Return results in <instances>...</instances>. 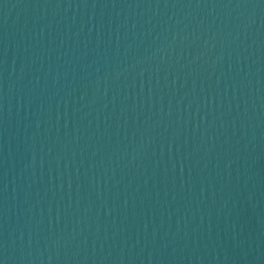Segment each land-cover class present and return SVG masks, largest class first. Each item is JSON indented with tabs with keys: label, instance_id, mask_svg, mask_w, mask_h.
<instances>
[{
	"label": "water",
	"instance_id": "1",
	"mask_svg": "<svg viewBox=\"0 0 264 264\" xmlns=\"http://www.w3.org/2000/svg\"><path fill=\"white\" fill-rule=\"evenodd\" d=\"M0 264H264V0H0Z\"/></svg>",
	"mask_w": 264,
	"mask_h": 264
}]
</instances>
